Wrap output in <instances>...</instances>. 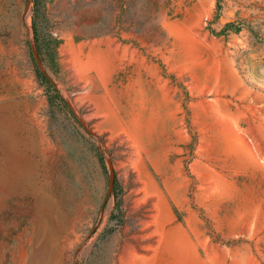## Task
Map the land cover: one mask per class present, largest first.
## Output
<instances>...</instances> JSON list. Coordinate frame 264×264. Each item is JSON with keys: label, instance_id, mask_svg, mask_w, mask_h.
<instances>
[{"label": "rangeland", "instance_id": "374dc122", "mask_svg": "<svg viewBox=\"0 0 264 264\" xmlns=\"http://www.w3.org/2000/svg\"><path fill=\"white\" fill-rule=\"evenodd\" d=\"M0 264H264V0H0Z\"/></svg>", "mask_w": 264, "mask_h": 264}, {"label": "bare ground", "instance_id": "6f19581e", "mask_svg": "<svg viewBox=\"0 0 264 264\" xmlns=\"http://www.w3.org/2000/svg\"><path fill=\"white\" fill-rule=\"evenodd\" d=\"M144 183V182H143Z\"/></svg>", "mask_w": 264, "mask_h": 264}]
</instances>
